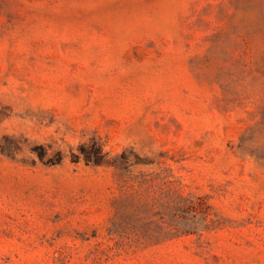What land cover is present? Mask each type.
Returning a JSON list of instances; mask_svg holds the SVG:
<instances>
[{
  "label": "rangeland",
  "instance_id": "1",
  "mask_svg": "<svg viewBox=\"0 0 264 264\" xmlns=\"http://www.w3.org/2000/svg\"><path fill=\"white\" fill-rule=\"evenodd\" d=\"M0 264H264V0H0Z\"/></svg>",
  "mask_w": 264,
  "mask_h": 264
},
{
  "label": "trees",
  "instance_id": "2",
  "mask_svg": "<svg viewBox=\"0 0 264 264\" xmlns=\"http://www.w3.org/2000/svg\"><path fill=\"white\" fill-rule=\"evenodd\" d=\"M87 161H90V160H87Z\"/></svg>",
  "mask_w": 264,
  "mask_h": 264
}]
</instances>
